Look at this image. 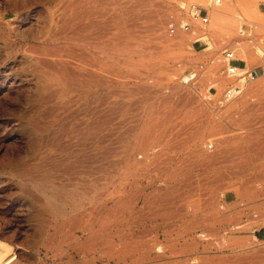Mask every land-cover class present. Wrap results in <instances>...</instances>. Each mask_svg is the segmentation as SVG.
<instances>
[{
    "label": "rangeland",
    "instance_id": "rangeland-1",
    "mask_svg": "<svg viewBox=\"0 0 264 264\" xmlns=\"http://www.w3.org/2000/svg\"><path fill=\"white\" fill-rule=\"evenodd\" d=\"M226 193L236 230L264 227V0H0V264H214L212 241L216 264H264V243L227 254Z\"/></svg>",
    "mask_w": 264,
    "mask_h": 264
},
{
    "label": "crops",
    "instance_id": "crops-1",
    "mask_svg": "<svg viewBox=\"0 0 264 264\" xmlns=\"http://www.w3.org/2000/svg\"><path fill=\"white\" fill-rule=\"evenodd\" d=\"M239 203V199L237 198L236 194L233 193H226L224 196V204L226 206L231 207L230 215L233 220L237 219V216L240 214L241 218L239 220V224L237 226H234L232 229H234L235 233L233 234V238L235 239L230 243L228 246L229 250L227 251V254H236V253H244L246 250H248L249 246L255 245L258 243H264V227H255L252 230H236L240 229L241 227H244V224L246 221H248V218L246 216L247 213H250L246 210L247 205L245 203H240V206L233 207L235 204ZM236 228V229H235ZM222 227H214V232H217L221 230ZM212 244L215 245V248L212 249V251L209 252L206 257L208 258L209 262H214L216 264L217 260L223 256L226 255V252H223L219 249H217L218 242L212 241Z\"/></svg>",
    "mask_w": 264,
    "mask_h": 264
},
{
    "label": "bare ground",
    "instance_id": "bare-ground-1",
    "mask_svg": "<svg viewBox=\"0 0 264 264\" xmlns=\"http://www.w3.org/2000/svg\"><path fill=\"white\" fill-rule=\"evenodd\" d=\"M51 6V5H50ZM59 6V5H58ZM42 11V10H41ZM64 13H65V11H62L61 12V14H58L57 16H56V19L58 18V19H60L61 18V20H59L58 21V23H61V21H62V19H63V16H64ZM37 17H39V16H37ZM130 17V16H129ZM41 18V17H40ZM55 19V18H54ZM52 20V19H51ZM129 21V20H128ZM43 23H45V22H43ZM58 23H55V26L54 27H56V28H58L59 27V25H58ZM65 24V23H64ZM64 24H61L60 25V27L61 28H63L64 27ZM27 27V26H26ZM177 33V32H176ZM56 34V33H55ZM190 34V33H189ZM57 35V34H56ZM174 35V34H173ZM61 36V35H60ZM46 44V43H45ZM47 45V44H46ZM50 47H52V46H50ZM113 47V46H112ZM52 50V49H51ZM52 52V51H51ZM64 52V51H63ZM109 52V51H108ZM38 54V53H37ZM50 55H52V54H50ZM55 55L56 56H58V57H61V54L59 53V52H55ZM30 57V56H29ZM49 57V56H48ZM63 57H65V56H63L62 55V58ZM67 57H69V56H67ZM56 58V57H55ZM40 60H41V62H42V58H39ZM57 59V58H56ZM40 60H39V62H40ZM68 60H70V59H68ZM43 61H45V59L43 60ZM47 61V60H46ZM81 61V60H80ZM56 62H58V61H56ZM55 62V64H57ZM44 63V62H43ZM40 64H42V63H40ZM46 64V63H45ZM59 64V63H58ZM58 64H57V66H58ZM44 65V64H43ZM66 65V64H65ZM64 65V66H65ZM82 65V64H81ZM45 66V65H44ZM48 66H50V67H52L53 65L51 64H49V65H46V67H48ZM60 66V65H59ZM72 66V65H71ZM75 66V65H74ZM214 66V69L215 68H217L218 66H215V64L213 65ZM50 67H48L49 69H50ZM93 67H95V66H93ZM55 68V67H54ZM59 68V67H58ZM62 68V67H61ZM64 68V71L68 74V75H70V77H71V75H73V74H76V73H73L72 74V70H71V68L69 69L68 67L66 68V67H63ZM60 69V68H59ZM56 70V69H55ZM50 71V70H49ZM98 71V70H97ZM56 72H57V70H56ZM79 75L80 76H83L84 74L85 75H88L87 77L86 76H84V77H86L87 79H88V77H90V78H93V79H96V81H100V80H98L97 79V77H98V74L96 73V72H93L92 71V73L91 72H85L84 74H83V72H84V70L81 68V69H79ZM48 73V72H47ZM58 73V72H57ZM57 74H55V76H56ZM47 76V75H46ZM59 76V75H58ZM65 76V75H64ZM76 76V75H75ZM103 77V76H102ZM106 77V76H105ZM108 77V76H107ZM190 77V76H189ZM189 77H187V79L189 78ZM62 78V77H61ZM67 78V77H66ZM51 79V78H50ZM186 77L184 78V81H183V83H188L186 80ZM67 80H69V79H67ZM72 80V79H71ZM78 80V79H77ZM88 80H90V79H88ZM62 81H63V78H62ZM82 81V80H81ZM79 82V81H78ZM250 82V81H249ZM249 82L248 83H246L244 86H247V84H249ZM10 84V83H9ZM65 84H67V83H65ZM72 84V83H71ZM80 84V83H79ZM174 84H176V83H174ZM13 85H15V84H13ZM74 85V84H73ZM72 85V86H73ZM67 86H70V85H67ZM243 86V87H244ZM250 86V85H249ZM57 87V86H56ZM73 88V87H72ZM75 88V87H74ZM245 88V87H244ZM50 89V88H49ZM14 90H15V88H14ZM19 90V89H18ZM24 90V89H23ZM63 90V89H62ZM49 91V90H48ZM2 92V91H1ZM51 92V91H50ZM57 92V91H56ZM76 92V91H75ZM74 92V93H75ZM79 93H80V91H78ZM40 93V92H39ZM62 94V93H61ZM66 94V93H65ZM64 94V95H65ZM238 97V96H237ZM230 101V100H229ZM65 102V101H64ZM227 103V102H226ZM56 104V103H55ZM60 104V103H59ZM233 104V103H232ZM62 105V104H61ZM225 106V105H224ZM50 107V106H49ZM59 107V106H58ZM63 107V106H62ZM225 108V107H224ZM252 108V107H251ZM66 109V108H65ZM98 114V113H97ZM43 117V116H42ZM100 120V119H99ZM98 120V121H99ZM42 121V120H41ZM61 121V120H60ZM110 121V120H109ZM112 121H110V123H111ZM83 123V122H82ZM81 123V124H82ZM94 123V122H93ZM91 124V126L92 125H94V124ZM80 124V125H81ZM99 124V123H98ZM105 123H103L102 125H104ZM107 124V123H106ZM97 125V124H96ZM91 126H89V127H91ZM97 127V126H96ZM43 128V127H42ZM95 127H93V129H94ZM36 129V128H35ZM38 129V128H37ZM36 129V130H37ZM93 129H91L90 128V130H93ZM99 130V129H98ZM84 132V131H83ZM84 135H86V134H84ZM91 136V135H90ZM106 136V135H105ZM101 137V136H100ZM108 137V136H107ZM37 139V138H36ZM48 139H49V137H48ZM88 139V138H87ZM157 139V138H156ZM91 140H92V138H91ZM197 141V140H196ZM41 142H42V140H41ZM84 143V142H83ZM98 143V142H97ZM196 143V142H195ZM200 145V144H199ZM97 146V145H96ZM203 146V145H202ZM145 147V146H144ZM32 148V147H31ZM50 148V147H49ZM203 148V147H202ZM206 149L209 151V153H211V152H213V150H214V148H213V145H212V143H209V144H206ZM36 150V149H35ZM47 149H45V151H46ZM87 150V149H86ZM96 150H98V148L96 149ZM139 153V152H138ZM147 153V152H146ZM34 154V153H33ZM86 154V153H85ZM138 157V156H137ZM93 158V157H92ZM97 158V157H96ZM132 158V157H131ZM139 158H145V154H144V156H143V154H142V156H141V154H140V156H139ZM13 159H15V158H13ZM90 158L88 157V159L87 160H89ZM5 167H6V165H5ZM110 167H111V165H110ZM13 170V169H12ZM10 171V170H9ZM15 171H16V169H15ZM25 171V170H24ZM1 172H3V171H1ZM6 172H7V170H6ZM4 173V174H7V173ZM130 172V171H129ZM18 173V172H17ZM21 174V173H20ZM2 175H3V173H2ZM26 175V174H25ZM24 175V176H25ZM19 175H17V177H18ZM26 178V177H25ZM19 180V179H18ZM21 181H22V179H20ZM30 180V179H29ZM33 181H35V180H33ZM32 181V182H33ZM25 182V181H24ZM36 182H38V181H36ZM35 182V183H36ZM34 184V183H33ZM37 184H35L34 185V187H37L36 186ZM41 184H39V186H40ZM49 186V185H48ZM44 187V186H43ZM44 188H46V187H44ZM40 189H41V186H40ZM50 189H52V186H51V188ZM48 191V190H47ZM53 191V190H52ZM44 192V191H43ZM49 192V191H48ZM50 193V192H49ZM41 195V194H40ZM43 197V196H42ZM60 197V196H59ZM70 197V196H69ZM72 197V196H71ZM62 198V197H61ZM68 199V198H67ZM59 200V199H58ZM69 200V199H68ZM74 200V199H73ZM57 201V200H56ZM60 201V200H59ZM63 201V200H62ZM65 201H66V199H65ZM70 201V200H69ZM68 201V202H69ZM114 201V200H113ZM125 201V200H124ZM132 201V200H131ZM49 202H50V200H49ZM54 202V201H53ZM55 203V202H54ZM63 203V202H62ZM115 203V202H114ZM116 204V203H115ZM120 204V203H119ZM132 204V203H131ZM51 205H52V203H51ZM57 205V204H56ZM54 206V205H53ZM106 206V205H105ZM129 206V205H128ZM63 207V206H62ZM125 208V210H126V206L124 207ZM65 209V208H64ZM77 209V208H76ZM80 210V209H79ZM62 211V210H61ZM81 212V211H80ZM108 212V211H107ZM122 212H123V210H122ZM59 213H61V212H59ZM76 213V212H75ZM117 213V212H116ZM96 214V213H95ZM110 214V213H109ZM112 214V213H111ZM127 214H128V212H127ZM83 215V214H82ZM103 215V214H102ZM79 216V215H78ZM108 216V215H107ZM134 216V215H133ZM99 217V216H98ZM115 217V216H114ZM74 218V217H73ZM112 218V217H111ZM128 218V217H127ZM85 219V218H84ZM96 219V218H95ZM130 219H132V218H130ZM171 219V218H170ZM83 220V219H82ZM93 222V221H92ZM76 223V222H75ZM115 223V222H114ZM122 223V222H121ZM125 223V222H124ZM78 224V223H77ZM109 224V223H108ZM131 224V223H130ZM134 224V223H133ZM81 225V224H80ZM117 225V224H116ZM135 225V224H134ZM248 225V224H247ZM16 226V225H15ZM93 226V225H92ZM97 226V225H96ZM99 226V225H98ZM97 226V227H98ZM130 226V225H129ZM139 226V225H138ZM91 227V226H90ZM107 227V226H106ZM105 227V228H106ZM120 227H122L121 225H120ZM119 227V228H120ZM134 227V226H133ZM1 228V227H0ZM72 228V227H71ZM71 228H70V230H71ZM74 228V227H73ZM132 228V227H131ZM4 229V228H3ZM80 229V228H79ZM93 229H94V227H93ZM121 229V228H120ZM159 229V228H158ZM126 230V229H125ZM131 230V229H130ZM163 230V229H162ZM174 230V229H173ZM175 230H177V229H175ZM96 231H97V229H96ZM103 231V230H102ZM110 231V230H109ZM157 231V230H156ZM161 231V230H160ZM73 232V231H72ZM84 232V231H83ZM103 232H105V231H103ZM107 232V231H106ZM105 232V233H106ZM111 232V231H110ZM132 232H133V230H132ZM138 232V231H137ZM163 232V234H164V231H162ZM100 233V232H99ZM124 233V232H123ZM143 233V232H142ZM168 232H166L165 234H167ZM176 233H177V231H176ZM77 234V233H76ZM85 234V233H84ZM83 234V235H84ZM97 234V233H96ZM135 234V233H134ZM160 234H162V233H160ZM162 234V235H163ZM164 234V235H165ZM179 234V233H178ZM89 235V234H88ZM99 235V234H98ZM133 235V234H132ZM75 236V235H74ZM73 236V237H74ZM105 236H106V234H105ZM117 236V235H116ZM140 236V235H139ZM175 236H176V234H175ZM107 237V236H106ZM105 237V238H106ZM126 237V236H125ZM141 237V236H140ZM156 237V236H155ZM158 237V236H157ZM94 238V237H93ZM119 238V237H118ZM123 238H124V236H123ZM139 238V237H138ZM161 238V237H160ZM174 238V237H173ZM107 239V238H106ZM131 239V238H130ZM140 239V238H139ZM154 239H156V238H154ZM163 239V238H162ZM28 240H31V239H28ZM121 240V239H120ZM122 240H124V239H122ZM177 240H178V238H177ZM26 241V240H25ZM32 241V240H31ZM79 241V240H78ZM90 241V240H89ZM131 241V240H130ZM164 241H165V239H164ZM8 242V241H7ZM113 242V241H112ZM123 242V241H122ZM125 242V241H124ZM132 242V241H131ZM17 243V242H16ZM45 243V242H44ZM137 243H138V241H137ZM158 243V242H157ZM34 244V243H33ZM47 244V243H46ZM81 244H83V243H81ZM116 244H118V243H116ZM161 244V243H160ZM173 244V243H172ZM119 245H121L120 243H119ZM131 245V244H130ZM138 245V244H137ZM148 245V244H147ZM153 245V244H152ZM166 245V244H165ZM178 245V244H177ZM19 246V245H18ZM25 246V245H24ZM72 246V245H71ZM91 246V245H90ZM118 246V245H117ZM154 246V245H153ZM15 247V246H14ZM73 247V246H72ZM92 247V246H91ZM97 247V246H96ZM115 247V246H114ZM122 247V246H121ZM142 247H144V246H142ZM151 247V246H150ZM167 247V246H166ZM172 247V246H171ZM9 248V247H8ZM17 248V247H16ZM15 248V249H16ZM40 248V247H39ZM80 248H82V246L80 247ZM98 248H99V246H98ZM97 248V249H98ZM139 248V247H138ZM149 248V247H148ZM174 248V247H173ZM37 249V248H36ZM78 249V248H77ZM178 249V248H177ZM8 250V249H7ZM47 250V249H46ZM57 250V249H56ZM80 250V249H79ZM109 250V249H108ZM135 250V249H134ZM149 250H150V248H149ZM33 251V250H32ZM39 251V250H38ZM64 251H66V250H64ZM76 251V250H75ZM78 251V250H77ZM94 252H95V250H93ZM99 251V250H98ZM119 251H120V249H119ZM127 251V250H126ZM156 251V250H155ZM163 251H164V248H163ZM29 252V251H28ZM81 252H83V251H80L79 253H81ZM87 252V251H86ZM85 252V253H86ZM100 252V251H99ZM111 251H109V253H110ZM129 253H130V251H128ZM138 252V251H137ZM178 252V251H177ZM76 254H77V252H75ZM78 253V254H79ZM98 253V252H97ZM109 253H108V255H109ZM119 253V252H118ZM146 253H147V251H146ZM154 253V252H153ZM158 253H162V247L161 246H159L158 245V248H157V251H156V254H158ZM36 254V253H35ZM83 254V253H82ZM100 254H101V252H100ZM113 254V253H112ZM123 254V253H122ZM124 254H126V253H124ZM135 254V253H134ZM145 254V253H144ZM150 254V253H149ZM165 254V253H164ZM173 254V253H172ZM68 256L70 255V254H67ZM121 255V254H120ZM119 255V256H120ZM127 255V254H126ZM151 255V254H150ZM153 255V254H152ZM155 255V254H154ZM82 256V255H81ZM100 256V255H99ZM116 256V255H115ZM128 256V255H127ZM142 256H143V254H142ZM159 256V255H158ZM64 257V256H63ZM106 257V256H105ZM19 258V257H18ZM37 258V257H36ZM44 258H45V256H44ZM100 258H102V257H100ZM104 258V257H103ZM111 258H112V256H111ZM115 258V257H114ZM120 258H122V257H120ZM129 258V257H128ZM70 259V258H69ZM84 259V258H83ZM131 259V258H130ZM140 259V258H139ZM150 259V258H149ZM163 259V258H162ZM2 260V259H1ZM13 260H14V256L13 255H11V256H9V257H7L1 264H13ZM45 260V259H44ZM71 260V259H70ZM110 260H112V259H110ZM117 259H115V261H116ZM122 260H123V258H122ZM141 260V259H140ZM160 260V259H159ZM67 261H69V260H67ZM107 261V260H106ZM121 261V260H120ZM124 261V260H123ZM122 261V262H123ZM128 261H129V259H128ZM132 261V260H131ZM139 261V260H138ZM142 261V263H143V260H141ZM17 262H19V261H17ZM83 262V261H82ZM108 262H109V260H108ZM111 262H113V261H111ZM149 262V261H148ZM61 263V262H60ZM66 263H68V262H66ZM71 263V262H70ZM118 263V262H117ZM124 263H126V260L124 261ZM130 263V262H129ZM146 263V262H145ZM71 264H73V262L71 263ZM97 264V263H96ZM103 264V263H102ZM109 264V263H108ZM112 264V263H111ZM114 264H115V262H114ZM119 264V263H118ZM132 264V263H131ZM140 264V263H139Z\"/></svg>",
    "mask_w": 264,
    "mask_h": 264
},
{
    "label": "built area",
    "instance_id": "built-area-1",
    "mask_svg": "<svg viewBox=\"0 0 264 264\" xmlns=\"http://www.w3.org/2000/svg\"><path fill=\"white\" fill-rule=\"evenodd\" d=\"M222 2V0H214V3L216 5H219ZM190 15L192 18L194 19H198L200 20L202 23H206L207 22V17L202 16L201 11L198 10L195 7H192L191 11H190ZM179 28L182 31H189L190 30V25L188 23V21H183V23H181V25L179 26ZM177 30V28L173 25L170 26L169 28V34L173 35L175 33V31ZM223 64H224V69H223V76L226 79H246L248 82L249 81H253L256 77L257 74L255 71H249L246 69L245 66H240L236 63L237 59H236V55L234 50H230L227 49L223 52ZM243 91V88L241 85L238 84H231L227 87V89L224 92V97L227 101L232 100L234 98H236L237 96H239ZM264 202V198L262 199ZM253 218H256V215H254ZM248 221H246V223H248ZM245 223V224H246ZM244 224V225H245Z\"/></svg>",
    "mask_w": 264,
    "mask_h": 264
}]
</instances>
